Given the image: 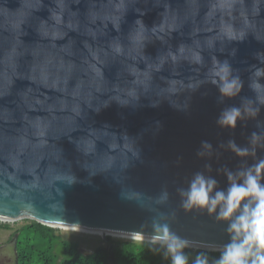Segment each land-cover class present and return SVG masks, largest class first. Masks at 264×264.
I'll list each match as a JSON object with an SVG mask.
<instances>
[{
	"label": "water",
	"instance_id": "obj_1",
	"mask_svg": "<svg viewBox=\"0 0 264 264\" xmlns=\"http://www.w3.org/2000/svg\"><path fill=\"white\" fill-rule=\"evenodd\" d=\"M27 3L39 38L25 42L14 16L0 19V220L148 236L152 218L175 209L172 228L193 241L191 249L220 251L230 242L227 222L185 213L176 188L205 171L218 181L216 190L226 191L225 166L235 172L264 158V147L255 158L219 147L230 139L250 146L254 131L264 144V106L234 131L216 124L224 107L255 99L249 68L264 66L255 57L264 51V0ZM42 6L52 12L47 20L33 13ZM140 13L145 23L132 25ZM241 35L243 42L230 43ZM214 53L229 59L244 81L240 97L223 104L214 85L188 90L207 78ZM136 95L142 96L136 107L113 101ZM151 99L163 102L152 107ZM108 103L99 113L91 110ZM205 140L212 156L197 157ZM164 186L171 198L161 205L156 197ZM10 244L0 248V264L17 263L15 241Z\"/></svg>",
	"mask_w": 264,
	"mask_h": 264
},
{
	"label": "clouds",
	"instance_id": "obj_2",
	"mask_svg": "<svg viewBox=\"0 0 264 264\" xmlns=\"http://www.w3.org/2000/svg\"><path fill=\"white\" fill-rule=\"evenodd\" d=\"M12 2H15L17 6L10 7ZM51 2L54 3V0H51ZM44 3H49V0H42V5ZM0 9L7 10L6 13L0 11V19L7 16L16 18L19 28L22 29V40L27 42L30 39L40 37V33L31 25L27 0H0ZM43 12H46L47 15H41ZM33 13L42 20H47L52 16L50 8L45 9L43 6L33 10ZM143 15L145 13L137 14L132 21V25L144 24L145 22L141 18ZM127 17L128 14L125 13V17L121 21V27L127 21ZM145 26L147 27L146 24ZM117 30L119 31V29ZM26 37H30V39H26ZM245 38V35L233 36L230 37V43L243 42ZM236 51L237 49L233 48L229 54L235 56ZM220 52L223 53L224 51L220 50ZM255 57L260 65H264V51L255 53ZM20 59L22 60L23 56ZM197 62H202V57L198 56ZM249 71L251 75L248 87L255 93V99L241 97L239 106L224 107L216 119L219 128L234 131L237 128L238 121L246 122L259 116L261 107L264 106V83L261 82L264 78V66L251 65ZM16 79H21V77L17 76ZM204 84L214 85L218 89L219 96L217 100L221 104L226 99L240 97L244 88V81L239 75V69H234L229 59L221 60L215 53L211 57V67L208 70L207 78L189 83L188 90L189 92H195ZM142 96L136 95L131 100L114 99L113 101L120 106L136 107ZM162 102L151 99L150 106L158 107ZM111 103L105 104L99 110H91L99 113ZM169 103L180 110H186L189 106L188 102L182 107ZM260 140L261 134L254 131L249 137L250 146L241 147L237 145L234 139H230L227 143L222 142L219 147L230 150L241 158L249 156L255 158L258 147H264V144H260ZM212 148V143L207 140L202 141L200 149L196 152L197 157L202 158L206 155L211 157ZM180 159L182 157L178 159V163ZM204 169L211 172L212 165L205 163ZM222 171L226 174L229 182L226 191L216 190L218 181L212 176L205 175V171H196L188 179L186 187L176 188V193L180 197L178 207L185 213L206 214L217 223L227 222L226 232L230 236V242L223 245L220 249L219 258L213 260L212 264H264V158L256 159L254 164L239 168L235 172L226 166ZM170 198L171 193L168 187L164 186L156 197V202L166 205ZM175 218V209L170 213H162L158 217H153L151 220V235L146 236L143 231H132L131 239L134 241L146 239L150 246L159 245L160 249L164 250L163 257L170 260V264H210L209 256L204 251L197 252L190 261V255L186 250L191 248L193 241L182 237L173 230L172 225ZM144 227L146 225L141 226V228ZM152 251L156 252L159 249L152 247Z\"/></svg>",
	"mask_w": 264,
	"mask_h": 264
},
{
	"label": "trees",
	"instance_id": "obj_3",
	"mask_svg": "<svg viewBox=\"0 0 264 264\" xmlns=\"http://www.w3.org/2000/svg\"><path fill=\"white\" fill-rule=\"evenodd\" d=\"M29 221L12 234L16 264H170L159 245L150 246L147 242L134 240L111 242L109 246H99L85 255L76 242L56 234L54 228ZM152 247L159 251L153 252ZM186 251L191 261L197 252L204 250L189 248ZM204 252L208 254L210 264L220 256V251Z\"/></svg>",
	"mask_w": 264,
	"mask_h": 264
},
{
	"label": "rangeland",
	"instance_id": "obj_4",
	"mask_svg": "<svg viewBox=\"0 0 264 264\" xmlns=\"http://www.w3.org/2000/svg\"><path fill=\"white\" fill-rule=\"evenodd\" d=\"M30 223L27 219H20L17 221H0V248H11L12 243L14 245L13 240V232L18 229L19 227ZM8 225V227H6ZM56 234L61 235L63 238L68 240H73L77 243L79 250H86V251H94L99 246H109L111 242H120V241H133L132 239L120 238V237H113V236H105V238L79 232V231H72V230H64L60 228H55ZM138 242H145V241H138ZM198 250V249H193ZM11 255V254H10ZM8 258V257H7ZM11 264V263H9Z\"/></svg>",
	"mask_w": 264,
	"mask_h": 264
},
{
	"label": "bare ground",
	"instance_id": "obj_5",
	"mask_svg": "<svg viewBox=\"0 0 264 264\" xmlns=\"http://www.w3.org/2000/svg\"><path fill=\"white\" fill-rule=\"evenodd\" d=\"M4 221H13V220H4ZM55 228H60V229H64V230L79 231V232H84V233L98 235V236H101V237L113 236V237L131 239V237H129V236L119 235V234H115V233H105V232H102V231H88V230H83V229H80V228H73V227L71 228V227H66V226H59V227L57 226Z\"/></svg>",
	"mask_w": 264,
	"mask_h": 264
}]
</instances>
